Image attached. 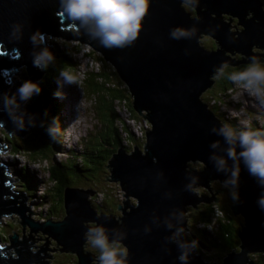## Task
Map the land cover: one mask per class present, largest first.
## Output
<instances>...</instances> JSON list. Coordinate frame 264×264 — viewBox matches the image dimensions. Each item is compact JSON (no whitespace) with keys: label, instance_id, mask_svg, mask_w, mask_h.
Here are the masks:
<instances>
[{"label":"water","instance_id":"1","mask_svg":"<svg viewBox=\"0 0 264 264\" xmlns=\"http://www.w3.org/2000/svg\"><path fill=\"white\" fill-rule=\"evenodd\" d=\"M184 4L193 8V14ZM226 14L238 19L243 26L241 32L231 29L233 25L225 18ZM14 25L23 29V39L18 42L10 40ZM70 25L60 14L59 0H0V93L15 91L7 83L6 73H13L16 67L26 65L31 80L41 77L38 68L32 66L30 37L37 30L80 40L100 51L127 84L136 112L142 115L147 110L146 117L152 123L147 133L146 155L139 149L129 155L120 147L111 158L112 179L120 180L127 192L124 216L118 220L115 215L99 212L89 199L95 195L93 190L71 187L64 190L63 220L33 223L25 216L30 210L28 198L24 199V195L22 199L20 192L12 190V177L2 163L0 216L19 214L24 223L55 238L65 251L77 253L78 264H92L95 257L83 250L89 224L105 225L113 235L118 234L116 230L126 231L129 264H179V250L169 241L175 229L169 230L167 224L183 225L180 213H186L189 205L200 200L195 187H207L209 180L226 178L209 160L213 141L221 140V147L215 150L218 154H223L227 146L211 131L222 120L204 101L203 94L215 85L216 69L221 65L238 66L248 63L253 56H264L263 2L152 0L141 35L125 48H103L83 32L67 30ZM178 26L197 31L189 38L172 39L170 32ZM205 35L215 40L216 48L205 46L202 42ZM47 46L56 58L60 57ZM33 100L28 113L35 114V128L40 129V122L44 121L43 91ZM0 121H4L2 125L9 133L24 137L29 131H18L4 112H0ZM189 163H203L205 168L201 171ZM192 177H198V184L187 191L185 186ZM239 191L240 200L235 202L234 212L246 219L240 231L241 248L222 264H249L251 254L264 252V211L257 205L262 189L246 170L241 172ZM24 248L27 247L12 244L8 249H0V264L32 263L31 251ZM9 249H16L19 256H6L4 252ZM190 264L206 263L194 254Z\"/></svg>","mask_w":264,"mask_h":264},{"label":"clouds","instance_id":"2","mask_svg":"<svg viewBox=\"0 0 264 264\" xmlns=\"http://www.w3.org/2000/svg\"><path fill=\"white\" fill-rule=\"evenodd\" d=\"M151 5L152 0H59L60 14L72 23L73 28L106 49L133 45L141 35ZM196 31L195 28L178 26L172 29L170 36L172 39L189 38ZM49 38L51 37L40 30L32 33L30 37L33 45L32 66L43 72L57 59L47 46ZM22 39V26L14 25L10 40L18 42ZM226 68L227 65L217 68L216 77H223ZM59 78L58 83L61 85L78 83L77 79L65 70L60 71ZM227 79L233 85L228 89V94L233 100L239 101L241 97L247 96L254 100L260 109H264V59L251 57L249 63L241 70L228 73ZM7 83L11 85L12 81ZM42 83L26 79L15 91L0 93V111L8 116L18 131L23 132L37 126L35 114H29L25 105L43 91ZM57 95L62 97L64 94ZM47 115L45 112V116ZM230 116L237 121L235 125L221 122L218 128L211 129L212 133L222 138L227 147L223 154H218L215 150L221 147V140L213 141L210 144L213 152L209 160L214 163L218 172L225 174L222 186L227 189L234 202L240 200V177L242 170H246L262 189L257 205L264 211V112L249 113L246 108L232 109ZM3 123L4 121H0V124ZM40 126L45 128L47 135L53 140H56L62 131L57 117H54L51 123L41 121ZM196 184L198 177H192L185 186L186 190L192 191ZM180 216L183 218L182 226L167 224L169 230L175 229L169 241L175 243L179 250V264H190L200 247V242L196 238H182L191 237V225L187 222L185 212H181ZM116 231L118 234L113 235L105 225L95 224L85 232V245L98 250V264H129L130 250L125 244L127 232Z\"/></svg>","mask_w":264,"mask_h":264},{"label":"rangeland","instance_id":"3","mask_svg":"<svg viewBox=\"0 0 264 264\" xmlns=\"http://www.w3.org/2000/svg\"><path fill=\"white\" fill-rule=\"evenodd\" d=\"M262 2L264 7V0H262ZM184 6L189 12L193 14V12L190 10L193 8L190 5L184 4ZM226 17L227 19H230L229 23L233 25L231 28L232 30L237 32L242 31L243 26L239 24V21L236 17H230V14H226L225 18ZM247 18H250V13L249 16H247ZM67 28H68L67 30L69 31L76 30L73 27L69 28V26ZM48 36L51 38L47 39V44H49L59 56H63L64 54H66L69 57L73 58L74 63L76 65L74 66L76 67L75 70L66 69L65 71L73 75L78 81L77 84H73V85H67V84L61 85L60 83H58V81L60 80V78L58 77L55 78V81L52 85L55 88L52 97H57V100L62 108L63 119L60 120H61V127L63 130V134H62L63 146L66 145V147L69 148L67 149V151L57 154L55 156V159L59 163L60 161L71 159L72 157L69 156L68 153L71 152L72 150L77 149L78 154L80 156H83L85 151H89V149L91 151L93 149L92 147H94V144L96 143L94 140H97V143L100 142L99 137H101L104 133L101 131V126L103 128L104 124L101 122L99 114L96 113L97 105L95 99H93L92 94L88 93L87 91L86 78L89 79L90 75L94 72V70L99 69L101 71L102 68H110L111 70H115L116 68L114 69L115 67L114 65H112L108 61H105L103 54L100 51L94 49L88 43H82L80 40H73V39L67 40L63 37L52 36L50 34H48ZM202 40L208 49H212L216 47L215 46L216 42L211 36L205 35V37ZM260 59H264V56H260ZM232 67L234 66L232 64H229L227 65V68L225 70H229ZM26 73H27L26 65L16 67L15 69H13V74L10 76L12 81L10 86L16 89L17 87H19L23 79L25 80L30 79V77H28ZM42 78L43 77H40L37 81H42ZM220 91H221L220 80H218V82L216 81L215 85L211 89H209L207 92L203 94V99L204 101H210L213 102L212 104L216 103V105H219L218 108H215L214 106H212V104L210 106L212 107L216 115L222 120V122L231 120V118L229 117H231L230 110L232 109L239 110L241 108H246L249 113L264 112L262 109H260L259 105L249 97L246 98L244 96L241 97L239 101H236L232 99V96L229 95L228 92L224 94V91L223 92ZM57 93H63L64 95L61 97L58 96ZM219 97H221V99ZM33 102L34 100L32 99L25 105L27 111L33 105ZM250 103H252L254 105L253 107L256 108L252 109ZM0 105H2V101H0ZM43 105H44V97H43ZM126 107L129 111V112L127 111V114L125 109H123L124 106L120 108L122 110L120 109L119 110L122 116L130 122V127L133 130V132L131 131L132 135L128 136L129 137L128 141L131 142L130 144L127 143V139H126V135H128V132L127 131L124 132L123 127L122 129H120L121 127L119 126V123L117 128L120 131V138H122L123 143L125 142V145L127 146L132 145L134 147L132 148L133 150L128 148L126 149L127 154L132 155L135 152V146L133 144V141L141 140L138 138L139 137L141 138L140 135L144 130V127L148 131H150L152 127H149V125L146 124L147 122L148 123L150 122L146 117L148 111L144 110L142 115L140 114L141 119H137L136 121L137 125H135V128L133 129L134 126L132 127L131 124L134 125L135 120L128 118V114L129 113L131 114V111L127 106V103H126ZM256 109H258L257 112ZM131 110L132 112H134L132 108ZM234 120L235 119H233V121ZM44 121H45V116H44ZM236 123L237 121L235 122V124ZM31 129L32 128H28L29 130L28 133L31 131ZM134 131L137 133L139 137L136 135ZM6 132H8V130L4 126H0V141L2 142L5 141ZM28 133L25 136H27ZM11 134H13L12 135L13 137L14 136L17 137L16 135H18L15 132H12ZM142 134L143 136H146L144 131ZM124 136H125V141H124ZM76 141H78L79 143ZM141 142L143 143L144 146L143 147L141 146L140 151L143 155H146L147 138L144 137V141ZM25 147L26 149H31V150L34 149V147L31 144H27L25 145ZM10 149L11 148L9 146L7 150L1 151L0 159H2L1 163L5 164L6 166L7 169L6 173L12 176V180L14 183L12 190L21 193V191H24L25 189V187L22 185L24 181V177L22 178L21 174L18 172V170L22 169L24 165H28L31 174H33L34 176L38 173L37 177L40 180L39 182L40 184L36 187L37 189L36 192L35 193L33 192L32 194L33 196L28 197L27 206L30 207V210L25 212L26 218L30 219L33 223H37V224H43L50 219L53 220L54 222L63 220L66 215L65 203H63V205L61 204L57 206L55 205L54 208L59 207L58 210L54 209L56 210V212L51 211L53 210L52 199L47 197L45 192L46 189L45 186L48 183H49L48 187H52V188L55 187L54 183L50 181L51 175L50 172H48V162L43 158H38V159L36 158V160L35 159L33 160L32 157L26 154L15 155L14 153H12V150L10 151ZM78 161L79 163H82L81 160ZM189 164L194 168H198V169L204 168L203 163H196V164L189 163ZM98 170L99 169L95 170L96 174L98 173L97 178H93V180H90L89 178L87 179V177L82 176L77 181H76L77 178H75L74 182L71 183L70 187L78 188V187H82L80 185H83L85 186V188L93 190L95 195L90 196L89 199L93 203H95V205H99V203L101 202L102 203L107 202V203H111L114 206V208L116 207L119 208V206H123L124 205L123 202H126L128 200V197L124 196L127 195V192L122 189L120 180L114 181L112 179L111 159L109 163L105 166V168L101 166V171L98 172ZM83 174L89 175L90 172L89 173L83 172ZM43 181H45L47 184L45 185L44 184L45 182ZM208 182L209 184L211 183L214 184L211 185L210 188L208 186L207 188L202 185H199L194 188V192L201 195V197L199 200L200 203L196 205L191 204L187 208L188 211L186 212V214L190 216L188 224L194 223L192 221H194L195 219V212L201 209L204 203L208 202V200H205L208 196L209 197L219 196L224 193L226 195L225 200H223L224 206L229 209H232V207L235 208V203L229 196L227 189H224L222 186L223 181L209 180ZM101 193H103L104 195H102ZM232 203L234 204L232 205ZM107 208L105 206V208L103 209L106 212H108L110 215L116 214L117 216L120 217L124 216L123 211L120 209L116 208L115 212H111L110 209L108 208L109 209L108 210ZM216 208L218 212L217 215L218 216L223 215V212L220 210L221 208L220 209H218V207ZM4 216H7L8 218L3 217V215L2 217L0 216V233H2L3 236L5 235L4 238H2V240L0 239V245L6 248L12 246V244L18 246V243L14 244L13 241V238L15 236H18V239L21 242L20 245H22L23 247H27L24 249L29 250L32 253V259H31L32 263L30 264H66L67 260H72V258L77 255V253L75 252L65 251L64 246H62L55 238L48 235L47 233L41 230H33L32 228H30V226L24 227L23 224L24 222L19 214L14 213L13 215L10 216L9 214H5ZM225 217L226 216H224L223 219H225ZM236 220L243 221L244 226L246 225V219L244 215H242L241 213H239V215L237 213ZM189 230H191V228ZM182 238L189 239L190 237L185 236ZM209 248L212 249L210 246ZM10 250L13 251L14 249H10ZM83 250L86 253L91 252L92 255L95 256L93 257L92 261L95 264H98L97 261L98 250L91 249L86 245H84ZM198 252L205 259H208L210 262H216L217 260V258L208 257L211 256L213 250L211 251L207 250V253L201 252L199 250ZM8 256L12 257L13 254L9 252ZM18 256L19 254L16 253L14 257H18ZM254 259L255 262H253L252 264H259L258 262H256L258 257Z\"/></svg>","mask_w":264,"mask_h":264},{"label":"trees","instance_id":"4","mask_svg":"<svg viewBox=\"0 0 264 264\" xmlns=\"http://www.w3.org/2000/svg\"><path fill=\"white\" fill-rule=\"evenodd\" d=\"M190 10L194 12L193 9ZM71 27L73 26L70 25L69 28ZM215 46L217 47L216 43ZM246 65L247 64H241L234 66L229 70H225V75L218 78V80H220V92L224 91V94H226L228 89L233 87L232 83L227 79L228 73L232 71H239ZM74 66L76 65L73 58L64 54L63 56L57 57L54 64L46 72L38 69L39 75L43 77L42 87L44 97V116L45 112L48 113V115L45 116V123H51L53 118L57 117L61 125V120L63 119L62 108L57 100V97H52L54 93L53 91H55V88L52 85L55 81V78L59 77L61 70H75L76 67ZM26 74L29 77L28 71ZM86 85L88 93L92 94L93 99L96 101V113L99 114L100 120L104 124L103 128L101 126V131L104 133L101 137H99L100 142L97 143V140H94L96 143L94 144V147H92L93 149L91 151L89 149V151L84 152L83 156H80L77 152V149H74L68 153V155L72 157L71 159L60 161L58 163L55 159L56 154H60L64 150L67 151L65 145L63 146L62 142L63 130L61 131V135H59L56 140H53L47 135L45 128L43 127L40 129L32 127L31 131L25 137L18 135H16L17 137H13V134L6 132L5 141H0V152L7 150V148L10 146V151L12 150V153L15 155L26 154L32 157L33 160H36V158H43L49 163L48 172H50L51 175L50 181L54 183L55 187H48L49 183L47 184L45 182V185L47 184L45 186V192L47 197L52 199L53 210L51 211L53 212H56L54 209L58 210L59 208H54L55 205H63L65 197L64 190L71 188L70 185L74 182L75 178H77L76 181L82 176L87 177V179L89 178L90 180L97 178L98 173L96 174L95 170L99 169V172L101 171V166L105 168L111 157L116 154L120 147H123V141L122 138H120V131L117 126L118 123H121L123 126L125 125L123 128V131L125 132V128L128 126V124H126V121L120 116L119 106L123 103H127V106L131 111V115L134 118L141 119L139 113H137L134 109L132 95L130 94L128 86L121 79L116 69L111 70L110 68H102L101 71L99 69L94 70L89 79L86 78ZM219 98L221 99V97ZM207 103L211 105L213 102L208 101ZM212 106L215 108L219 107V105H216V103L212 104ZM131 108L134 110V112H132ZM226 122L235 125L236 121L227 120ZM27 144H31L34 149H26L25 145ZM78 160H81L82 163H79ZM18 172L21 174L22 178L24 177L22 185L25 187V189L24 191H21V195L25 194L26 197H24V199L28 198L29 196H33V192H36V187L40 184V180L37 177L38 173L35 176L31 174L28 165H24L22 169L18 170ZM83 172H90V174L85 175ZM80 186L82 187L78 188L87 189L83 185ZM105 206L106 208L108 206L111 212H115L117 208H114L111 203L107 202L96 205L95 208L99 212L105 213V210L103 209ZM217 206L223 210L222 218H217ZM224 216H226L225 219H223ZM236 216L237 214L234 212L233 207L232 209H229L219 205L216 202L204 203L202 208L199 209L197 217L194 219V221H192L194 222L193 226H191L192 237H199L205 244L209 245L213 249L211 254L212 257H208L217 258L216 261L219 262L218 264H222L226 257L230 256L232 253L240 251V231H242L244 228V223L243 221H237ZM213 218H215L218 222V226L217 228L214 227V231L212 232L208 230L207 227L213 226V223H211ZM189 224L191 225V223ZM201 225L203 227H201ZM4 236L2 233H0V239L4 238ZM9 252L13 254V257L16 254L15 250L11 251L9 249L7 255H9ZM88 254L91 255L92 253L90 252ZM251 256L252 262H255L254 258L258 257L256 262L259 264H264V252L255 253ZM66 264H78V256L76 255L72 258V260H67Z\"/></svg>","mask_w":264,"mask_h":264},{"label":"bare ground","instance_id":"5","mask_svg":"<svg viewBox=\"0 0 264 264\" xmlns=\"http://www.w3.org/2000/svg\"><path fill=\"white\" fill-rule=\"evenodd\" d=\"M227 18V17H226ZM229 20V19H228ZM241 25V24H240ZM239 32H241V31H239ZM249 63V62H248ZM246 98H247V96H245ZM245 100V99H244ZM206 102H208V101H206ZM120 103V102H119ZM251 104V107H252V109H255L256 107H253L254 105L252 104V103H250ZM120 105V104H119ZM124 106V108L123 109H125V111H126V114H127V111H128V109H127V107H126V103H124V105L122 104V105H120L119 106V109L121 108V107H123ZM120 110H122V109H120ZM258 111V109H256V112ZM129 112V111H128ZM121 113V112H120ZM130 114V113H129ZM128 114V118H130V119H132V120H135L134 121V125L133 124H131L132 125V127H133V129L135 128V125H137V123H136V121H137V118H134L131 114L129 115ZM121 116H122V114H121ZM124 118V117H123ZM124 120L126 121V124H128V126L130 127V122L126 119V118H124ZM119 125H120V129H122V127L124 128V126L121 124V123H119ZM131 128V127H130ZM124 130V129H123ZM133 131V130H132ZM139 131V130H138ZM142 131V130H141ZM144 132H145V134H147V129L144 127V130H143ZM143 131H142V133H143ZM135 132V131H134ZM136 133V132H135ZM140 133V132H139ZM141 133V138L139 137L138 139H141V140H144V137H146V136H143V134ZM128 138V135H126V139ZM76 142H78V141H76ZM79 143V142H78ZM77 143V144H78ZM127 143L128 144H130V142L127 140ZM66 150H64V151H62V152H65ZM13 182V181H12ZM45 182V181H44ZM13 184L14 183H12V187H13ZM45 184V183H44ZM81 189V188H80ZM88 190H90V189H88ZM197 204L198 203H200L199 201L198 202H196ZM193 204V203H192ZM95 207V206H94ZM123 209H125V207H124V205L122 206V208H121V210L123 211ZM186 216H187V222L189 221V218H190V216H188L187 214H186ZM2 217V216H1ZM3 217H7V216H3ZM8 218V217H7ZM217 218H222V215H220V216H218L217 215ZM224 218V217H223ZM30 220V219H29ZM221 220V219H220ZM31 221V220H30ZM24 224V227L25 226H29L28 224H26V223H23ZM31 228V227H30ZM33 229V228H32ZM34 230V229H33ZM18 237V236H17ZM16 237V241L14 242V244L15 243H18V246L21 244V242L19 241V239ZM190 238H193V237H190ZM194 238H196V239H198L199 240V242L200 243H202L205 247H206V249L207 250H209V251H211V250H213V249H210L209 248V246H207L199 237H194ZM14 239V238H13ZM196 255H198L199 257H201V259L204 261V263H206V264H218L219 262H210L208 259L206 260L199 252H198V250H197V252L195 253Z\"/></svg>","mask_w":264,"mask_h":264},{"label":"flooded vegetation","instance_id":"6","mask_svg":"<svg viewBox=\"0 0 264 264\" xmlns=\"http://www.w3.org/2000/svg\"><path fill=\"white\" fill-rule=\"evenodd\" d=\"M216 81L218 82V78L216 79ZM214 183H211V184H209L208 185V187L210 188V186L211 185H213ZM207 187V188H208ZM201 196V195H200ZM225 197H226V195L223 193V194H221V195H219V196H208L205 200H208V202H206V203H214V202H216V203H218L219 205H221V206H223V207H225L224 206V204H223V200H225ZM234 202V201H233ZM235 203V202H234ZM232 205H233V203H232ZM235 208L233 207V210H234ZM199 211V210H198ZM198 211L197 212H195V218L197 217V215H198ZM194 214V213H193ZM239 215V214H238ZM191 226H193V224H191ZM92 264H95L94 262H92Z\"/></svg>","mask_w":264,"mask_h":264},{"label":"built area","instance_id":"7","mask_svg":"<svg viewBox=\"0 0 264 264\" xmlns=\"http://www.w3.org/2000/svg\"><path fill=\"white\" fill-rule=\"evenodd\" d=\"M120 116H121V113H120ZM121 117H122V119H124L123 116H121ZM147 119H148V118H147ZM148 121H149V119H148ZM146 122H147V120H146ZM149 122H150V121H149ZM146 124H148L149 127H152V125H151L152 123H151V122H150V123L147 122ZM147 131H148V130H147ZM136 135H137V133H136ZM146 138H147V134H146ZM138 141H139V140H138ZM141 141H144V140H140V141H139L140 144H141V146L143 147L144 145H143V143H142Z\"/></svg>","mask_w":264,"mask_h":264}]
</instances>
